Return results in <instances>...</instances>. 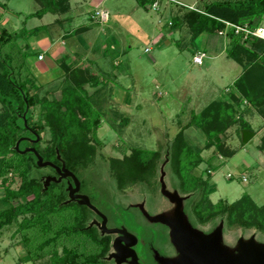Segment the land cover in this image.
<instances>
[{
  "label": "rangeland",
  "instance_id": "1",
  "mask_svg": "<svg viewBox=\"0 0 264 264\" xmlns=\"http://www.w3.org/2000/svg\"><path fill=\"white\" fill-rule=\"evenodd\" d=\"M199 1L172 0V3L165 1L158 12L153 11L150 5L147 11L143 10L137 0H105L101 7L108 11L110 19L113 14L132 18L141 33L136 34V31L124 27L122 38L115 42L119 46L118 52L114 53L110 50L109 53L112 52V55H106L102 59L109 64L117 56L116 59L121 63L117 68L118 72L106 69L107 74L112 73V75H103L92 68L93 75L102 81V84L97 86V90H87L90 96L89 104L101 119L97 130L101 145L97 147L94 164L81 173L79 179L83 183V191L80 193L79 187L76 194L90 197L91 205L108 218L107 228L124 227L136 238L138 237L140 243L136 254L140 264H164L165 260L177 256L170 238V227L150 220L162 215L171 224H175L177 204L171 202L162 193V186L166 192L181 198L182 205L187 199V195L180 194L172 186L174 179L167 166L165 151L168 143L179 129L189 122L192 114L199 113L218 99L233 95L241 100L240 118L222 136V152L225 154L214 146L207 148L205 134L200 130L191 127L185 131L189 145L201 151L202 162L191 173L203 178L207 173L211 176L208 198L212 204L220 200L233 203L240 200L243 195H248L256 209L264 207V152L258 149L261 137L264 135V119L250 102L243 99L239 90L234 88V82L242 74L243 66L227 56L228 39L226 36L209 33H201L192 38L186 25L170 30L167 34L165 30L162 31L163 27L169 29L167 23L172 18L167 14L164 18L160 17L159 13L165 4H169V13L173 16L179 9L186 11L188 8H195ZM70 2L73 9L85 6L83 1L78 3V0H70ZM93 7L90 8L91 11H94ZM0 8L3 11L2 19L7 20L9 29L13 30L15 35L22 33L19 37L22 40L27 39V32L35 27H43L41 31L50 33L47 26L57 18L51 14H46L42 18L29 17L41 8L35 0H0ZM104 13L102 17L97 16L99 19L96 21L99 26L104 25L108 20V15L105 17ZM81 17L85 18V15ZM82 18L65 22L63 28L86 24L87 20ZM261 25L264 26V16ZM0 27L2 28L1 24ZM39 32L31 38L40 36ZM159 34H164V39L157 44L158 41L154 42L153 39L159 37ZM100 46L103 50L109 47L104 39L100 40ZM196 52L206 54L202 66L192 63V57ZM29 72L33 74V70ZM53 77L47 75L44 80L41 78L38 81L40 84L48 81V84L42 88L56 91L54 95L58 97L63 82L52 80ZM45 90H41L39 94L42 95ZM29 114L32 120L36 121L39 109L36 107ZM241 121L249 125L252 133L245 143L242 141L243 131L239 126ZM27 135L28 133L22 134L19 140L39 141L40 147H44L50 140L48 130L36 136L38 139H32ZM134 148L161 152L162 162L159 164L156 176L160 186H156L155 189L139 185L123 191L115 188L109 174L108 160L128 155ZM32 174L43 181L47 177L58 179L55 169L49 166L37 165V168L32 170ZM11 186L12 188L18 186L17 178ZM71 186L74 188V185ZM75 200L77 201L76 198ZM100 218L94 214L89 224L94 225L98 231L102 222ZM150 223H160L167 227L168 240L176 252L173 257H164L153 248L159 239L152 232L153 226ZM16 227L14 223L0 233V264H50L48 256L28 262L22 261L27 249L22 242L21 234L15 232ZM196 230L204 235L213 231L210 230V225L198 226ZM221 239L222 246L228 249L237 248L239 240L247 242L253 239L255 243L264 244V235L257 230L244 229L238 225L224 228L223 223ZM152 249L155 250V255L152 254ZM115 254L116 251L111 247L106 257L110 264L112 261L115 264Z\"/></svg>",
  "mask_w": 264,
  "mask_h": 264
},
{
  "label": "trees",
  "instance_id": "2",
  "mask_svg": "<svg viewBox=\"0 0 264 264\" xmlns=\"http://www.w3.org/2000/svg\"><path fill=\"white\" fill-rule=\"evenodd\" d=\"M35 1L41 8L29 17L40 18L46 13L67 9V0ZM137 1L144 8L150 5L149 0ZM263 16L264 0H200L193 9H179L170 20V28L186 25L194 38L201 33L218 34L224 30V21L253 28L261 25ZM42 28L26 31L28 37ZM20 36L22 33L11 35L0 27V233L16 223L15 232L21 234L27 249L24 262L48 256L50 264H110L106 257L111 236L101 235L94 225H89L94 216L89 208L69 201L72 179L49 182L45 186L40 177L32 174L37 168L34 153H21L30 148L43 162L58 167L63 164L78 180L80 192L83 191L79 177L94 164L97 147L101 145L97 137L101 119L89 104L85 87L97 88L102 81L86 68L71 69L62 65L65 79L58 97L55 91L47 90L40 95V87L30 77L25 64L30 55L16 44ZM225 36L229 41L227 56L243 66L234 88L264 119V41L256 38L242 41L231 30ZM240 102L230 95L192 114L167 145L165 154L174 179L172 186L187 195L182 210L193 229L210 225V230H214L221 222L224 228L238 225L264 235V207L256 209L248 195L233 203L220 200L212 204L208 198L211 176L207 173L203 178L191 173L202 158L201 151L187 142L185 131L191 127L200 130L206 137L205 146H214L222 152V136L240 118ZM36 107L39 116L33 121L29 112ZM239 126L242 131H251L243 121ZM45 130L49 131L50 140L44 147H40L39 141L19 140L26 133L35 139ZM17 142L18 150H15ZM258 149L264 152V135ZM161 162L160 151L134 148L121 158H109L108 169L119 191L136 185L153 189ZM16 178L18 186L12 188Z\"/></svg>",
  "mask_w": 264,
  "mask_h": 264
},
{
  "label": "crops",
  "instance_id": "3",
  "mask_svg": "<svg viewBox=\"0 0 264 264\" xmlns=\"http://www.w3.org/2000/svg\"><path fill=\"white\" fill-rule=\"evenodd\" d=\"M81 1H83V4H85V6L82 8L73 9L70 0H67V9L65 12H57L55 14L46 13L57 17L51 24L47 26L50 30V33L41 31L39 32L40 36H34L33 38L29 37L27 39L24 38L23 40L21 38L18 39V47L22 52L29 53L30 55L25 60V64L29 71L33 70V74L30 73V77L34 80L35 84L40 87L39 92L41 90H45L42 88V86L44 87L48 84V81L40 84L39 79L42 78L44 80L47 75H50L51 77L54 76L52 80L54 79L61 80L62 82L64 81L65 76L62 65H65L71 69L75 67L86 68L91 73V75L94 74V71H92L94 68L97 70V73H101L103 75L107 74L106 69L110 71H117V68H119L121 64L120 61L116 59L117 56L113 58L109 64L107 62L105 63V61L102 59H104L106 55H112L113 51L114 53L118 52L119 46L116 45L115 42L116 40H120V38H122L124 27H128L130 31H136V34H139V32L141 33V30L136 25L135 21L130 17H123V15L113 14V17L110 19V14L108 11L101 8L105 0ZM81 1L78 0V3H81ZM165 5L163 6L162 11L159 13L160 17L164 18L166 14L169 15V17H172L169 13V4L167 3ZM91 7H93L94 11H91ZM142 9L147 11L148 7H142ZM99 10L106 12L108 15L107 22L102 26H99L96 21V19L98 20L99 18L97 16L94 17L95 12ZM2 12L3 11L0 8V24L3 28L7 29L11 35H14L15 32L9 29L10 26L7 25V20L2 19ZM81 15H85V18H82ZM79 17L80 19H86V24L63 28V24L65 22H72L75 19H79ZM50 26H52V28H50ZM164 30L166 31V34L170 30L173 31V29L170 27L169 29H165L163 27L162 31ZM21 31L23 30L21 29ZM159 35V37L157 36L153 39L154 42L158 41L157 44L159 41L164 39V34ZM101 39H104L108 43V48L106 47L104 50L103 48L100 49ZM110 50H112L111 53H109ZM33 55H35V57ZM38 55H43V59L38 60ZM107 75L111 76L112 73ZM85 89L86 91L89 89L97 90V88H89L88 86H86Z\"/></svg>",
  "mask_w": 264,
  "mask_h": 264
},
{
  "label": "water",
  "instance_id": "4",
  "mask_svg": "<svg viewBox=\"0 0 264 264\" xmlns=\"http://www.w3.org/2000/svg\"><path fill=\"white\" fill-rule=\"evenodd\" d=\"M251 136L252 133L250 131H243V143H245ZM15 150H18V142L15 145ZM28 151L34 153L37 158L36 164L39 167H52L58 175V179L47 177L44 181L45 186H47L49 182H60L62 179L71 178L74 188L71 186L68 188L69 201H75L76 198L77 203L85 205L101 217L102 222L99 225V230L102 235H122L121 238L115 240L113 243V248L116 251V254L114 255L115 264H122L128 257L131 258L130 264H139L135 253L133 250L129 249L130 246L135 243V238L124 229H109L106 227V217L90 204L88 197L76 194L79 190V182L76 177L67 171L63 164L59 168L51 162H43L42 158L33 149L28 148L21 153ZM162 193L166 195L171 202L177 204L174 225L162 215H157L153 217V219H150L153 222L158 221L170 227V238L177 252V256L174 259L165 260L163 262L164 264H264V244L255 243L253 239H249L247 242L239 240L238 247L234 249H228L225 246L223 247L221 244V222L212 233L204 235L188 224L182 210V199L166 192L163 189V186ZM127 239H131L132 242L129 243ZM119 240H123L126 246L120 247Z\"/></svg>",
  "mask_w": 264,
  "mask_h": 264
},
{
  "label": "built area",
  "instance_id": "5",
  "mask_svg": "<svg viewBox=\"0 0 264 264\" xmlns=\"http://www.w3.org/2000/svg\"><path fill=\"white\" fill-rule=\"evenodd\" d=\"M150 1V7L153 11H160V7L163 2L169 1V3H172V0H149ZM193 9V8H190ZM104 12L96 11L95 16L102 17ZM104 16L107 17V14L104 13ZM224 23V30L218 32L219 35L225 36L226 32L228 30L233 31L235 35H239L242 39V41H245L249 38H256L264 41V26L259 25L253 28H250L247 24L244 25H236L229 22H223ZM170 26V22L167 23ZM38 60L43 59V55H38ZM206 58V54L204 52H196L192 57V62L195 65H202L204 59ZM230 177V175H228Z\"/></svg>",
  "mask_w": 264,
  "mask_h": 264
},
{
  "label": "flooded vegetation",
  "instance_id": "6",
  "mask_svg": "<svg viewBox=\"0 0 264 264\" xmlns=\"http://www.w3.org/2000/svg\"><path fill=\"white\" fill-rule=\"evenodd\" d=\"M156 186H160V184H159V182H158V180H157V185H155L154 186V189H155V187ZM155 191V190H154ZM81 193V192H80ZM87 196V195H86ZM88 197V199H89V202H90V204H91V201H90V198H89V196H87ZM76 201V200H75ZM185 202H183V204H184ZM93 206V205H92ZM137 210V209H136ZM92 211V210H91ZM93 212V211H92ZM95 215H96V217H98V218H100L95 212H93ZM102 214V213H101ZM105 216V215H104ZM106 217V216H105ZM101 219V218H100ZM108 218L106 217V220H107ZM152 226H153V229H151L152 230V232H154L157 236H158V243L155 245V246H158V247H153L160 255H162V256H166L167 258H171V257H173L175 254L174 253H176L175 252V250H174V248H173V245L170 243V241L168 240V234H167V227L165 226V225H163V224H160V223H154V224H152V223H150ZM109 229H124V227H120V226H110V228ZM125 230V229H124ZM127 230V229H126ZM128 231V230H127ZM130 231H128V233H129ZM132 232H130L129 234H131ZM134 238H135V243L132 245V246H130V248L129 249H131V250H133V252L135 253V255H136V258H137V262L139 263V261H138V255L136 254V249H137V247H138V245H139V239H138V237L136 238V236L132 233L131 234ZM111 236V243H110V248L112 247L113 248V243L115 242V240H117V239H119V238H121L122 237V235L121 234H112V235H110ZM127 241L130 243V242H132V240L131 239H127ZM119 245H120V247H123V246H126L125 245V242L123 241V240H119ZM154 249H152V254H154L155 255V250ZM157 253V254H158ZM130 261H131V258L130 257H128V258H126L125 260H124V262L122 263V264H130ZM112 264H114V262L112 261ZM140 264V263H139Z\"/></svg>",
  "mask_w": 264,
  "mask_h": 264
}]
</instances>
